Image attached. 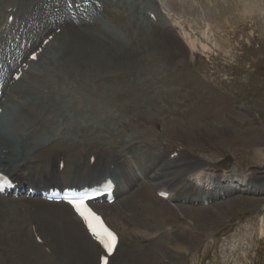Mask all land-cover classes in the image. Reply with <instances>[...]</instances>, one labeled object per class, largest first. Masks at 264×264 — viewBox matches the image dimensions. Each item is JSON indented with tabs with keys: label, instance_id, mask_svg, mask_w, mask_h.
Returning a JSON list of instances; mask_svg holds the SVG:
<instances>
[{
	"label": "bare ground",
	"instance_id": "obj_1",
	"mask_svg": "<svg viewBox=\"0 0 264 264\" xmlns=\"http://www.w3.org/2000/svg\"><path fill=\"white\" fill-rule=\"evenodd\" d=\"M85 1H90L87 11L92 8L95 12L102 14L105 21L99 20L94 13L89 15L87 12L85 16L77 9L74 12L75 17H72L70 14L71 8L66 7L65 0H0V25L5 23V29L3 32L0 31V88L2 89H0V108L2 109L0 118L3 117L4 121H7V118L10 120H8L9 127L4 128L5 131H0V171L7 172L14 181L21 185H24V183H37L38 187H32L36 190L48 189L49 187L44 188V185L50 182L61 183L63 188L68 186L81 189L84 186L101 184L106 177L117 178L119 171L123 175H120L122 178H130L133 176L130 170L133 163L136 169L140 171L139 175L135 176L136 180L140 181V189L134 192L135 199L129 211L130 217L121 211L119 213V209L112 207L117 203V197L123 199L122 196L128 189L126 179L124 185L120 184L119 178L117 179L116 199L112 205H105L107 210L97 209L103 215L107 224L118 234V246L108 261V264H112L116 260L121 240L124 236L130 234L131 218L135 213L138 217L137 227H141L149 234L155 233V237L150 241L151 243L155 246L169 245L171 238L173 239L172 234L178 233L180 236L185 237L184 235L195 230L192 226L182 225L177 228L174 224V226L172 225L173 218L180 217L185 212L192 214L195 210L204 209L202 205L193 209L189 204L195 202L201 204L204 199L209 198L215 203L220 201L222 197H224L225 202L236 191L217 182L215 189L210 193L211 195L206 196L207 192L202 191L200 193L198 188L187 182L186 176L190 173L199 174L201 171H205L201 161L194 159L197 142L188 134L184 138L181 137L182 135L179 136L178 143L170 142L167 147L161 145L157 147L153 142H149L146 136L142 137L138 134L146 126L144 122L138 120L137 115L129 117L128 120L127 118L126 120L125 118H116L108 108L101 107L98 102L95 103L97 100L102 102V99H106L107 95L102 87L100 89L98 83L93 84L95 86L93 91L99 96V99L94 96L92 106L86 105L85 99L81 97L84 91L86 92L84 88L87 84L85 85V83L89 80H95L100 71L105 70L104 73L123 71V73H132V75L139 76L147 81L153 79L156 74H162L159 69L161 63H157L163 62L164 58L169 56L171 58L175 57L176 47L180 48L178 43L166 34L169 29L164 26L162 18L157 15V22L154 23L151 18L145 15L146 12L141 11L139 6L136 7V3H133V1L74 0V4ZM95 1L101 2L99 8L95 5ZM162 1L171 10L174 9L173 4L174 7L176 4L178 11L182 12L183 16L186 15L187 12L184 13L185 9L182 8L185 5V0H180L181 4L175 3L177 0ZM251 3L248 4L251 5ZM4 7L16 9L15 12L11 11L6 15ZM244 9L250 11L247 6ZM208 10L210 13L213 11L209 8ZM246 11L244 10L245 13ZM9 14H13V22L10 25L5 21L1 22L2 17L6 15V19ZM189 16H192V14ZM206 16L207 18L210 17ZM137 17L141 19V22H137ZM88 18H91V22L88 21ZM33 20L35 22H31ZM209 22L211 21L209 20ZM260 22L259 28L264 32V18ZM108 23L111 24V28L107 26ZM207 24L200 32L206 35V38L216 47L227 52L229 50L227 40L220 37L221 35L218 32L219 37L212 36L211 33L216 31L212 30L211 32ZM36 26H39L37 33L34 32ZM55 26L60 28L59 33L54 32L52 40L45 46L37 61L52 46L53 42H58L56 57L60 55L59 60H51L49 63L47 62V66L39 65L35 71L31 70L30 67L33 68L36 61H29V69L23 74L24 79L22 77L10 86L8 83L10 81L9 71L18 63V66H21V62L26 61L28 54L25 57L24 54L27 47L34 45L38 40V36L44 31H53L52 29ZM28 37L33 41H29ZM20 41L23 42V46H21L22 42ZM193 42L194 40H192V46L196 43ZM40 43L41 40H39L38 45ZM201 47L205 46L201 45ZM205 49L207 48L205 47L203 50ZM46 59L49 61L50 58ZM41 66L44 68L39 69ZM128 77L122 74V77L114 76V78L110 77L111 79L108 80L118 82L120 79H124L126 82ZM75 82H79V84H74ZM78 87H82L84 91ZM87 87L89 86L87 85ZM3 90L9 91V94H6ZM162 92L166 95L165 91ZM127 95L126 92V94L116 96ZM1 97L4 102H1ZM62 104H65V108H62ZM69 108L73 111H70ZM85 108L89 112L88 115L84 114ZM17 110L21 113H17ZM53 115L56 116V121H58L55 129L64 131L60 137L56 136L53 126H50L53 120L51 116ZM29 124L33 127L31 128ZM46 126L47 129L50 126L47 134L42 131V128H46ZM226 127L224 126L225 129L222 132L214 129L213 137L221 139L223 134H229L228 131L233 128L231 126ZM9 128L11 130H8ZM74 131H82L87 134L90 132L88 137L91 138L92 145L86 149L88 153L86 159H83L82 156L75 157L71 155L73 158H70V160L67 157L68 159L64 161V167L60 171L58 169V157L55 163L56 167H54V164H51L50 154L55 150L54 148L58 147L59 149L62 143H60V140L64 136L65 138L70 137ZM197 132H194L195 137L197 136L202 141L210 135L211 131L207 132L208 134H205V136L196 135ZM98 133H103V139L97 135ZM30 139L35 140L32 149L29 147L28 150L22 149V142L26 140L29 142ZM206 140L212 141L213 139L207 138ZM215 144L213 143V145ZM63 148L66 149V147ZM67 150L69 151V149ZM92 151L96 155L95 161L91 164L89 159L93 156L91 155L93 153L90 155L89 153ZM256 151L264 158V154L259 149H256ZM78 154L81 155L77 152ZM174 154L176 156H173ZM106 161L107 166H105ZM111 164H114L113 169L110 168ZM70 166H72V169ZM255 172L254 176L252 172L251 177L246 181V184L250 185L245 190L246 193L264 191V180H262L263 177H260L264 171ZM30 187L31 185H28L26 189ZM223 190L225 191L222 194L221 191ZM159 191L168 192V200L175 203L169 205L167 201L160 199L157 196ZM172 191H175L174 195L171 194ZM20 199L22 198L15 199L11 196H0V264H54L44 260L45 258L37 254L34 248L38 247L33 242V245H30V239L28 240L29 244H27V237H20V229L29 219L27 214L14 209L1 210L5 204L24 207L25 212L31 211V215H35L39 219L37 229L43 233L44 240L51 244L52 251L58 253V264H94L95 257L97 258L95 264H98V258L102 250L85 232L81 220L71 212L68 206L63 203L43 201L36 197H23V202ZM25 203L29 204L26 205ZM132 208L135 209L132 210ZM13 214L16 216H13ZM193 235V237H196L195 234ZM5 236L7 238L6 244L8 242L7 245H4ZM181 248L183 249V247ZM55 252L54 254H56ZM156 252L157 248L139 253L136 249V253L127 255L123 261L124 264H131L130 259L132 258V264H161L164 261L158 257ZM167 262V264H172L170 259Z\"/></svg>",
	"mask_w": 264,
	"mask_h": 264
},
{
	"label": "rangeland",
	"instance_id": "obj_2",
	"mask_svg": "<svg viewBox=\"0 0 264 264\" xmlns=\"http://www.w3.org/2000/svg\"><path fill=\"white\" fill-rule=\"evenodd\" d=\"M130 1L136 3V7L139 6L140 0ZM142 1H150L148 3L150 7L163 19L166 29H169L170 35L166 34L176 41L180 48L176 47L175 57L169 56L164 58L163 62L157 63H161L159 69L163 77L162 74H156L153 79H148L147 82L139 76L132 75V73L127 74L123 71L104 73L105 70H102L95 80H89L85 83L91 89H87L89 87L86 85L85 92L82 87H78L84 91L81 97L85 99L87 106H92V98L96 96L99 99V96L93 91V89L95 90L93 84L98 83L100 89L103 88L107 95L106 99H102V102L97 100L95 103L98 102L101 107L108 108L116 118H125V120L127 118L128 120L129 117L137 115L138 120L144 122L146 126V130L141 129L138 134L142 137L146 136L149 142H153L157 147L160 145L167 146L168 142L178 143L179 136L182 135L181 137L184 138L188 134L197 142L194 159L201 161L205 167V171H203L212 176H220L223 186L230 187L236 192L229 196V200L225 202L222 200L214 204L211 203L203 206V210H195L192 214L185 212L184 215L173 218L172 225L174 224L177 228L182 225L192 226L195 230L191 233L195 234L196 237H193L194 235L190 232L184 235L185 237L174 233L169 245H156V247L155 244L151 243L155 233L149 234L141 227L138 228V217L135 213L131 218L130 234L123 237L116 260L112 264H124L125 257L136 253V249L139 253L153 248H157L158 257L163 259L164 262L161 264H167L168 259L171 260L172 264H264V191L261 190L262 192L259 193L245 192L250 187L246 181L251 177V173L253 172L254 176L255 171H264V158L256 151L259 149L264 154V32L259 28L260 21L264 18V1L248 0L252 2L251 6L248 1L246 3V0H193L187 5L188 7H184L186 4H183L184 13H189H186L185 16L178 11L176 4L175 7L173 4L174 9L171 10L162 0ZM179 1L177 0L175 3L181 4ZM246 6L249 7L250 11L244 9ZM208 8L213 9V11L210 13ZM204 13L210 16L208 18L211 22L207 20L208 18ZM191 14L192 16H189ZM100 18L105 21L101 15ZM139 21L141 22V19L137 17V22ZM31 22H35V20ZM205 24L209 25L208 29L211 32L212 30L216 31V34L210 32L212 36L219 37L221 35L220 37L227 40L229 44L227 52L216 47L206 38V35L200 32ZM87 26L85 27L87 28ZM107 26L111 28L110 23ZM38 30L39 26H36L34 32L37 33ZM46 34L39 35L38 41ZM28 40L33 41L29 37ZM192 40H194L193 43L196 42L195 47L191 44ZM34 45L28 48L25 54L34 49L37 44ZM201 45L207 49L203 50L205 47H201ZM56 52V49L48 52L46 55L50 59L48 61L45 57L43 61L41 60L44 62L43 65L47 66L51 60H59L60 55L56 57ZM43 68L41 66L39 69ZM121 73L126 77L131 76L127 78V83L124 79H120L118 82L114 79L115 82L108 80L114 76L122 77ZM74 84H79V82ZM3 91L9 94V91ZM162 91H165L166 95ZM126 92L127 96H116L126 94ZM64 105H61L62 108H65ZM53 110L55 109L53 108ZM69 110L73 111L70 108ZM84 111V114L88 115L89 112L86 108ZM17 113H21V111L17 110ZM51 118L53 120L50 126H53L56 136L60 137L64 131L55 129L58 121L54 115ZM8 120V118L7 121L3 120L0 131H5L4 128L9 127L10 120ZM228 125L233 128L228 131L229 134H223L221 139L213 137L212 134L215 130L222 132L225 129L224 126L229 127ZM29 126L33 127L30 124ZM50 126L49 129L47 126L42 128V131L46 134L49 133ZM195 131H198L196 135L200 136H205L208 134L207 132L211 131L210 135L206 137L213 140L209 141L206 138L201 141L197 136L195 137ZM88 135L90 132L87 134L82 131H74L73 137L67 136L65 138L64 136L62 141L60 140L62 146L60 145L59 149L58 147L54 148L55 150L50 154L51 163L55 164L60 150L63 151L65 159L81 156L77 155V152L83 153L85 159L87 157L84 155L86 149L92 145V140ZM97 135L101 139L104 137L103 133ZM34 142V139H30L29 142L23 141L22 149L28 150V147L32 149ZM212 142L216 144L213 145ZM61 147H66V149ZM103 156L101 157L103 158ZM105 164L107 166V161ZM70 168L72 169V166ZM130 170L133 176L123 178L126 179L128 189L123 194V199L114 206L115 209H119V213L121 211L129 217V211L135 199L134 192L140 189V181L135 178L140 171L136 169L133 163ZM118 174L121 175L122 173L119 171ZM260 177H263L262 180H264V173ZM186 180L195 188L201 190L203 188L204 191H210V193L213 191L214 182L211 178L210 181L203 184L200 175L189 174L186 176ZM27 185L29 184H25V186ZM208 195L206 194V196ZM167 204L172 205L174 202L169 201ZM5 206H3L4 211L14 209V207ZM134 209L132 208V210ZM13 216L16 215L13 214ZM38 220L34 218L33 222L36 223ZM21 230L20 237H27L26 243L29 244L30 236H28L27 223ZM6 240L5 236V243L2 241L4 245L8 244V242L6 244ZM36 250L40 254L41 250ZM40 256L46 261H52L42 253ZM130 263L132 264V258Z\"/></svg>",
	"mask_w": 264,
	"mask_h": 264
},
{
	"label": "snow or ice",
	"instance_id": "obj_3",
	"mask_svg": "<svg viewBox=\"0 0 264 264\" xmlns=\"http://www.w3.org/2000/svg\"><path fill=\"white\" fill-rule=\"evenodd\" d=\"M71 4V0H69ZM47 43V41H45ZM36 54L33 53L30 59L35 60ZM19 79V76L15 77ZM8 177L6 174L0 172V182H7ZM72 207L75 211L85 220L87 223L89 231L92 235L103 245V249L107 253H112L116 244L117 236L111 230H109L102 222L100 216L96 214L92 209L88 208L84 203V197L79 199H74L70 201ZM104 264H108L107 257H103Z\"/></svg>",
	"mask_w": 264,
	"mask_h": 264
}]
</instances>
